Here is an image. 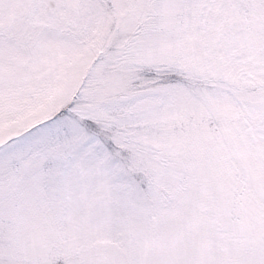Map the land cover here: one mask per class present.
<instances>
[{
  "label": "snow or ice",
  "instance_id": "1",
  "mask_svg": "<svg viewBox=\"0 0 264 264\" xmlns=\"http://www.w3.org/2000/svg\"><path fill=\"white\" fill-rule=\"evenodd\" d=\"M0 264H264V0H0Z\"/></svg>",
  "mask_w": 264,
  "mask_h": 264
}]
</instances>
